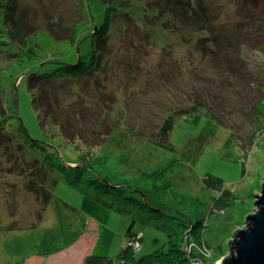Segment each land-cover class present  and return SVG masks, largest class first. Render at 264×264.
Returning <instances> with one entry per match:
<instances>
[{
    "label": "rangeland",
    "instance_id": "1",
    "mask_svg": "<svg viewBox=\"0 0 264 264\" xmlns=\"http://www.w3.org/2000/svg\"><path fill=\"white\" fill-rule=\"evenodd\" d=\"M110 5L108 12L102 0H0V11L10 7L26 24L28 45H38L32 61L15 55L0 26V104L15 98L28 134L47 143L45 153L56 147L66 166L90 162L112 183L139 187L152 207L206 221L200 245L182 250L199 264H217L264 183V0ZM79 57L80 76L28 78ZM2 118L0 264L115 259L132 219V232L141 234L137 256L167 244L164 230L137 219L145 211L115 196L110 207L96 200L110 194L86 183L95 174L68 183L74 174L45 167L44 153L22 145ZM166 118L173 124L165 137ZM213 180L222 186L213 190ZM224 188L234 200L215 204ZM88 232L85 254L79 237Z\"/></svg>",
    "mask_w": 264,
    "mask_h": 264
},
{
    "label": "trees",
    "instance_id": "2",
    "mask_svg": "<svg viewBox=\"0 0 264 264\" xmlns=\"http://www.w3.org/2000/svg\"><path fill=\"white\" fill-rule=\"evenodd\" d=\"M104 4H106L107 11L111 10L110 3L115 2L116 0H102ZM120 1V0H119ZM179 4H187L188 0H177ZM256 0H247V2L255 3ZM258 1V0H257ZM6 10H1L0 12L3 13L2 21L0 22V26L5 27L6 29V36L8 40V44L12 46V48H15V55H21V57L26 56L29 58V60H33L36 57V49L38 48V45L36 42H34V47L28 45L29 41V33H26V24L24 21L19 20L18 16L15 14V10L13 11L12 8L7 7ZM186 13V12H185ZM109 15V14H108ZM16 22V23H15ZM11 26V29L8 28ZM102 32L100 29L93 30V33L91 35H96L98 33ZM8 33V34H7ZM101 38L97 39V42L99 43V40ZM75 40L74 34L70 35V42L73 43ZM55 64H58L59 66L56 67L54 71H41L36 72V70L29 71L28 78L31 76H34L36 78H43L46 81H50L51 78L58 77V76H66V72H73V76H80L81 70H80V64L81 59H79L71 64V63H63V62H53ZM62 69V70H61ZM70 70V71H69ZM67 72V73H68ZM67 79V78H66ZM36 83V82H34ZM29 87L33 88V84ZM3 98V97H2ZM4 100V98H3ZM33 103L35 105H38L37 100H34V97L32 99ZM17 101L14 98L13 102H2L0 104V113L2 114V122L6 121V118H9L6 122L10 126V129L16 132L17 136L19 138V141L29 148L33 150H45L47 143L42 142L37 139H33L27 132L24 124L21 121V118L17 114ZM41 110V108H39ZM42 111V110H41ZM44 112V113H43ZM44 118L47 117L46 112L42 111ZM173 122L170 118H166L165 121L162 124L161 127V134L163 136H167V133L171 129ZM11 132V131H10ZM15 135V134H14ZM50 146V145H49ZM53 150L51 153L49 152H43L45 156V160L41 161V163L48 168H57L58 170H65L68 169L69 174H74L73 179H66L68 183H78L81 182V179H79L82 175L90 173L95 174V177H90L86 183H96L95 187H99L98 190L99 193H109V198L103 199V197L99 196L98 194L94 196V198L98 201H101L106 206H112V202H109L108 200L111 197H116L117 199H121L125 204H134L137 205V210L139 212L141 210L145 211L147 215L139 216V218L142 222H150L156 227L161 228L167 233L168 241L166 245L161 246L160 248L156 249L154 252L143 255V256H137L135 254L136 249H132L128 245V240L131 239L136 232H132V222L127 229V232L125 236L127 237V243L126 245L121 249L119 254L115 259L109 258L106 256H95L93 254H88L83 261V264H191L190 259L185 255L184 251L182 250V244H185L187 242V235L193 237V239L200 244L202 231L207 225V222L204 221L201 222V220H197L193 222L191 218L184 213L182 210H178L171 207H162L161 209H156L151 206V202L148 199V197L142 193V190L139 187H130L126 185V187H123L122 183H112L109 181V179L103 175H101L98 171L95 170V168L92 166L90 162H83V161H76L74 166H66L64 161H62L58 156H55V152L57 150L56 147L50 146ZM50 155H52L50 157ZM84 157L82 156V159ZM70 162V161H68ZM57 164V165H56ZM43 167V166H39ZM153 175V174H152ZM159 175L156 174L154 176L157 178ZM210 182L211 186L214 189L220 188L222 186V182L219 180H213L208 181ZM207 182V183H208ZM136 192L135 195H128L127 193ZM141 194L144 195L145 198L141 196ZM215 204L219 203L221 206H227L229 205V200L233 198V194L231 191L224 188L222 193L217 197L215 196ZM119 210H124L126 212L131 213L132 210H129V208L126 207H119ZM223 209V208H222ZM155 212L156 215H152V212ZM142 212V211H141ZM199 228V229H198ZM189 231L185 235V233ZM185 235V236H184ZM141 240V239H140ZM49 251V249H48ZM15 264H23V262H17Z\"/></svg>",
    "mask_w": 264,
    "mask_h": 264
},
{
    "label": "water",
    "instance_id": "3",
    "mask_svg": "<svg viewBox=\"0 0 264 264\" xmlns=\"http://www.w3.org/2000/svg\"><path fill=\"white\" fill-rule=\"evenodd\" d=\"M261 186L254 201L256 208L227 240L228 252L220 258L219 264H264V183Z\"/></svg>",
    "mask_w": 264,
    "mask_h": 264
},
{
    "label": "built area",
    "instance_id": "4",
    "mask_svg": "<svg viewBox=\"0 0 264 264\" xmlns=\"http://www.w3.org/2000/svg\"><path fill=\"white\" fill-rule=\"evenodd\" d=\"M204 223V222H203ZM140 239H141V234L140 233H138V232H136L135 233V235L131 238V239H129L128 240V245L132 248H134V249H138L139 248V246H140ZM187 242L185 243V245H187L188 247H187V250H188V253L192 250V248H194V247H197V246H199L200 244H198L194 239H193V237H191V236H189V235H187ZM202 251L204 250V247L202 246ZM201 251V252H202ZM190 257V261H191V264H199L197 261H198V259H197V257L196 256H189Z\"/></svg>",
    "mask_w": 264,
    "mask_h": 264
},
{
    "label": "crops",
    "instance_id": "5",
    "mask_svg": "<svg viewBox=\"0 0 264 264\" xmlns=\"http://www.w3.org/2000/svg\"><path fill=\"white\" fill-rule=\"evenodd\" d=\"M86 233V232H85ZM85 233H83V234H81V236L79 237L80 238V240H81V243H82V241H83V238H84V243H82V248H83V250H85L84 251V253L85 254H87L88 252L90 253V251H89V249H88V247H89V243H90V239H91V236H92V233H89L88 232V236L87 235H85ZM86 236V237H85Z\"/></svg>",
    "mask_w": 264,
    "mask_h": 264
},
{
    "label": "bare ground",
    "instance_id": "6",
    "mask_svg": "<svg viewBox=\"0 0 264 264\" xmlns=\"http://www.w3.org/2000/svg\"><path fill=\"white\" fill-rule=\"evenodd\" d=\"M217 264H219V263H217Z\"/></svg>",
    "mask_w": 264,
    "mask_h": 264
}]
</instances>
